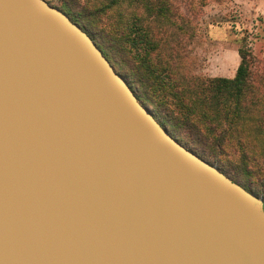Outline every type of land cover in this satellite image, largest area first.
<instances>
[{
    "label": "water",
    "instance_id": "95a60500",
    "mask_svg": "<svg viewBox=\"0 0 264 264\" xmlns=\"http://www.w3.org/2000/svg\"><path fill=\"white\" fill-rule=\"evenodd\" d=\"M0 264H264L263 201L62 10L0 0Z\"/></svg>",
    "mask_w": 264,
    "mask_h": 264
},
{
    "label": "trees",
    "instance_id": "16d2710c",
    "mask_svg": "<svg viewBox=\"0 0 264 264\" xmlns=\"http://www.w3.org/2000/svg\"><path fill=\"white\" fill-rule=\"evenodd\" d=\"M120 1L107 0L95 10L112 9ZM126 1L141 3L143 13L116 12L107 30L65 2L55 7L74 17L69 19L91 37L170 135L218 162L224 170L217 169L232 181L254 186L252 193L261 196L264 207V70H251L252 51L237 47L231 77L188 74L182 67V23L173 19L168 0Z\"/></svg>",
    "mask_w": 264,
    "mask_h": 264
},
{
    "label": "rangeland",
    "instance_id": "374dc122",
    "mask_svg": "<svg viewBox=\"0 0 264 264\" xmlns=\"http://www.w3.org/2000/svg\"><path fill=\"white\" fill-rule=\"evenodd\" d=\"M46 1L59 8L61 2H65L75 11L84 13L93 26L105 30L111 16L116 12L143 13L141 3H130L126 0L120 1L112 9L99 10L95 9L107 0ZM168 3L172 8L173 19L182 23L183 30L179 31L184 42L182 67L188 74L229 77L238 60L236 49L240 45L243 48L248 47L254 54L251 70L254 73L264 70V0H168ZM69 16L74 20L72 15ZM243 37L245 43H242ZM129 56L130 54L126 55L128 63ZM193 150L195 154L222 169L218 162L206 154ZM240 184L255 192L254 186Z\"/></svg>",
    "mask_w": 264,
    "mask_h": 264
},
{
    "label": "crops",
    "instance_id": "0c3cea01",
    "mask_svg": "<svg viewBox=\"0 0 264 264\" xmlns=\"http://www.w3.org/2000/svg\"><path fill=\"white\" fill-rule=\"evenodd\" d=\"M236 53H237V52H236ZM237 58H238V60L236 61L234 67L232 68V71H231L230 75H228L229 77L233 76V74H234L235 68H236V66H237V64H238V61H239V57H238V55H237ZM223 76H224V75H223Z\"/></svg>",
    "mask_w": 264,
    "mask_h": 264
}]
</instances>
